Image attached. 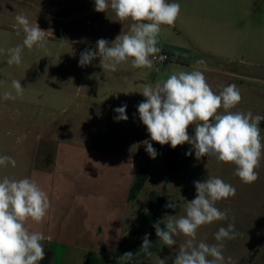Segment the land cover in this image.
Here are the masks:
<instances>
[{
	"label": "rangeland",
	"instance_id": "rangeland-1",
	"mask_svg": "<svg viewBox=\"0 0 264 264\" xmlns=\"http://www.w3.org/2000/svg\"><path fill=\"white\" fill-rule=\"evenodd\" d=\"M79 2L80 0H72L73 6L69 12L64 8V0H0V50H3L0 51V155L11 156L16 161L15 167L10 164L0 167V178L30 177L49 195L51 208L46 219L41 224H31L32 230L42 232L45 237L41 241L45 247V258L40 264L51 261V251L47 243L51 231L61 220L59 214L64 204L69 206L84 203L85 198L81 197L95 193L104 195V201L108 196H116L123 205L119 239L115 237L119 243L112 253L114 264H126L128 261L136 264H157V257L167 258V264H174L179 246L188 238L183 235L175 236L177 244L169 247L156 235H151V224L143 225L149 213V205H153V213L163 224H166L167 216H184L188 202L196 196L194 181H203L208 177H219L230 183L236 189V194L216 202L215 206L219 210L227 211V219L200 226L194 243H218L215 233L219 228H227L232 223L235 225V238L222 241L224 264H248L250 258L253 260L251 264H260L264 257V157L256 169L258 179L254 183L246 184L234 175L233 164L217 160L201 163L202 157L197 159L193 151L192 155H186L192 149L188 143L172 149L170 145L161 146L151 141L146 126L139 119L137 106L146 99L140 93L142 85L155 86L157 82H163L176 72L169 67L172 62L170 53L163 49L165 36L161 33L158 36L157 47L161 51L157 55L167 56L168 61L159 67L153 65L139 74L84 73L86 69L94 71L97 67L96 59L87 66L79 65L80 53L86 49L84 43L87 37L64 33L67 23L68 26L69 23L74 25L81 19ZM216 2L220 6L225 4L227 7L231 5L236 8L233 10V18L239 17L240 20L248 21V34L254 38L263 35V41L249 42L247 55L251 65L247 74L249 93L244 102L255 104V98L264 100V0ZM93 7L95 8L94 5ZM20 14H24L31 23H37L42 30L48 32L47 47L41 49L34 46L31 50L24 47L22 63L9 65L7 49L22 45L25 36L23 31L18 33L16 17ZM81 20L84 21L83 17ZM72 31L74 34V30ZM91 39L95 41V36ZM13 79L21 81L24 87L22 95H17L12 88ZM91 83H105L109 90L130 100V112L126 113L128 119L116 121L113 116L111 120L116 128L101 131L95 129V122L89 123L94 124L92 127L81 128L84 119L90 118L83 114H77L76 119L73 116L71 129L68 127V130H64V119L55 124L53 117L59 110L67 108L79 98L94 95L96 90H91L90 86L89 90L86 89ZM6 91L12 92L15 99L4 100L3 94ZM188 134L194 135L192 125L188 128ZM145 140H149L156 149L155 159L150 158L146 146L141 143ZM95 144L98 148L103 147L112 152L101 155L86 151L87 146ZM171 150L178 152L175 162L177 170L168 174L167 155ZM118 166L119 169L116 168ZM144 171L149 174L145 187L135 200L129 202V188ZM95 178L104 179L106 182L120 178L126 184H81L82 181ZM160 197L164 200L162 205L159 203ZM169 202L175 203L176 208H166L165 205ZM101 206H105L104 202ZM141 229L147 231L151 242V256L141 249ZM128 252L133 253L132 258L123 256Z\"/></svg>",
	"mask_w": 264,
	"mask_h": 264
},
{
	"label": "clouds",
	"instance_id": "clouds-1",
	"mask_svg": "<svg viewBox=\"0 0 264 264\" xmlns=\"http://www.w3.org/2000/svg\"><path fill=\"white\" fill-rule=\"evenodd\" d=\"M111 9L119 21H130L129 31L122 32L114 41L101 38L95 49L80 53L81 67L99 57L103 70L115 72L118 66L128 61L134 68H152L161 49L157 47L161 26L174 27L181 11L179 3L169 0H95V11ZM18 33L25 34L22 45L7 49L9 65L22 63L23 48L34 46L46 49L48 32L37 23L33 24L24 14L16 17ZM3 51V50H0ZM162 61L165 57L160 56ZM199 63H202L199 62ZM12 88L22 95L21 81L13 79ZM140 92L146 99L137 106L139 119L146 126L150 140L172 149L188 143L192 146L186 155L195 152L197 159L211 156L218 162L235 165L234 175L246 184L258 179L256 169L264 157V139L260 123L264 116L251 111H231L239 105L242 97L235 84L223 87L218 94L212 90L204 73L200 70L179 71L170 74L155 86L142 85ZM4 100L15 99L12 92L3 94ZM127 105L113 111L116 121H126ZM223 109L224 111H219ZM194 125V135L188 128ZM150 158L157 156L149 140L142 141ZM16 166L13 157L0 155V167ZM196 196L188 202L186 215L167 216L166 224L153 225L156 236L165 245L177 244L175 236L188 239L179 246L174 264H224L222 241L235 238V225L221 227L215 233L216 244L204 241L198 244L197 230L200 226L227 219V211L219 210L217 201L234 197L236 189L219 177H208L194 181ZM166 208H176L169 202ZM51 208L49 195L30 177L21 179L4 176L0 178V264H40L45 258V239L40 231L32 230L31 224H41ZM148 234L143 237L141 249L151 256ZM123 256L133 257L132 252ZM211 257L212 259H209ZM157 264H167V258H156ZM231 260V258H229Z\"/></svg>",
	"mask_w": 264,
	"mask_h": 264
},
{
	"label": "crops",
	"instance_id": "crops-1",
	"mask_svg": "<svg viewBox=\"0 0 264 264\" xmlns=\"http://www.w3.org/2000/svg\"><path fill=\"white\" fill-rule=\"evenodd\" d=\"M169 2H173V0H169ZM175 2L181 6L175 26L162 25L160 32L165 36L163 49L169 52L172 57L171 65H169L171 70L190 72L198 69L202 71L212 90L217 94L222 91L223 87L235 84L242 99L239 105L231 111L245 113L251 111L254 116H264V100L255 98V104L244 102L249 93L247 82V74L251 65L247 58L249 42L263 41V35L260 34L259 38L257 36L254 38L248 34V21L240 20L239 17L233 18V10L236 8L231 5L227 7L222 4L224 6L222 7L217 4L216 0H175ZM78 4L82 11L81 19L83 17L84 21L80 19L74 25L69 23V26L67 23L64 26V33L71 36L76 34H79L80 37L86 36L84 43L86 49H95L98 39L104 38L112 42L122 32L129 31L130 21H119L111 9L107 12L95 11L93 7L95 0H80ZM72 6V0H64V8L67 11L71 12ZM93 16L94 19L91 18ZM72 30H74V34ZM93 36H95V41L91 39ZM257 50L258 45L255 48V51ZM96 60V69L94 71L86 69L84 73L139 74L147 68H134L128 61L119 65L117 71L112 72L103 70L99 66V57ZM201 61L202 63H199ZM88 86L91 87V90H96L94 95L79 98L70 103L67 108L59 110L58 114L54 115L53 122L56 124L64 119L62 123L66 127L64 130H68V127L71 129L76 115L83 114L85 117H90V120L85 118L81 128L92 127L94 124L90 125L89 123L95 122L97 127L95 129L99 131L106 128L115 129V124L111 120L115 116L113 110L126 104V113H128L130 112L128 107L132 102L123 99L118 92L109 90L105 83L98 85L91 83L87 85V90H89ZM259 107H261L260 110ZM219 111L224 110L220 109ZM192 127L194 129V125ZM260 127H262L261 136H264V121H261ZM87 148L89 149H86L87 152L101 155L105 152H112L103 149V147L98 148L96 144L87 146ZM211 160L216 159L205 156L202 157L201 163ZM100 166L103 167V165ZM116 168L119 169V166ZM81 184L121 186L126 182L121 181L120 178L109 182L95 178L82 181ZM130 189L131 187L128 191V198ZM84 198V203L70 204L69 206L64 204L63 210L59 214L61 220L51 231V237L47 243L51 251V261L48 264H114L112 253L119 243L115 237L118 238L120 234L119 223L123 205L113 195L108 196L105 201L104 195L96 193L81 197V199ZM103 202L105 206H101ZM98 237L100 238L97 239Z\"/></svg>",
	"mask_w": 264,
	"mask_h": 264
},
{
	"label": "trees",
	"instance_id": "trees-1",
	"mask_svg": "<svg viewBox=\"0 0 264 264\" xmlns=\"http://www.w3.org/2000/svg\"><path fill=\"white\" fill-rule=\"evenodd\" d=\"M178 157V152L175 150H171L168 155H167V173L168 174H173L176 172L177 170V164L176 159ZM149 178V174L148 172L144 171L143 173H141V175L135 180L134 184L132 185L130 192H129V198L128 201L131 202L133 200L136 199V197L138 196V194L144 189L145 184L147 182ZM163 199L162 197L159 198V203L162 205L163 203ZM146 222L143 223L144 226H146L147 224H151L150 226H152V229L150 230L151 235H156V231L155 228L153 227L154 224L159 223L161 225V227L163 228V226L165 224H163L162 222H159L158 219L156 218L155 214L153 213V205L150 204L149 205V213L148 215H146ZM141 238H143L145 236V234H147L146 229H141ZM149 251H150V247H149ZM156 251V250H154ZM152 252V251H150ZM252 258H250L248 264L252 263ZM126 264H136L133 261H128V263ZM241 264H244V262H242ZM260 264H264V257L262 259V262Z\"/></svg>",
	"mask_w": 264,
	"mask_h": 264
},
{
	"label": "built area",
	"instance_id": "built-area-1",
	"mask_svg": "<svg viewBox=\"0 0 264 264\" xmlns=\"http://www.w3.org/2000/svg\"><path fill=\"white\" fill-rule=\"evenodd\" d=\"M160 56H163V55H157V58H156V60H155V62H154V65L156 66V67H159L160 65H162L164 62H167L168 61V57L167 56H163V57H165V59H163L162 61L159 59V57Z\"/></svg>",
	"mask_w": 264,
	"mask_h": 264
}]
</instances>
